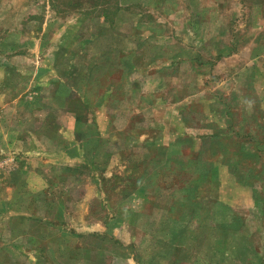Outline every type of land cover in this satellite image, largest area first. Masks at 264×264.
I'll list each match as a JSON object with an SVG mask.
<instances>
[{
	"label": "crops",
	"instance_id": "0c3cea01",
	"mask_svg": "<svg viewBox=\"0 0 264 264\" xmlns=\"http://www.w3.org/2000/svg\"><path fill=\"white\" fill-rule=\"evenodd\" d=\"M144 1L150 7L121 0L112 28L82 14L63 68L46 64L45 29L14 56L18 78L0 64V148L15 161L7 189L33 193L16 211L32 209L22 220L28 264H264V122L243 128L194 119L199 109L185 87L200 77V61L174 41L179 34L163 27L148 34L149 23L221 4L187 0L177 11L180 0H162L160 8ZM42 3L52 8L51 0ZM44 20L52 29L55 20ZM84 53L87 68L72 62ZM247 65L246 80L254 81L252 71L256 82L264 78L261 65ZM209 98L216 115L217 99ZM224 113L231 114L227 104ZM168 189L171 200H161ZM151 202L165 212L159 220L149 215ZM147 225L148 235H139Z\"/></svg>",
	"mask_w": 264,
	"mask_h": 264
},
{
	"label": "rangeland",
	"instance_id": "374dc122",
	"mask_svg": "<svg viewBox=\"0 0 264 264\" xmlns=\"http://www.w3.org/2000/svg\"><path fill=\"white\" fill-rule=\"evenodd\" d=\"M43 1L0 0V42L2 44L0 64H7L6 70H8V74L11 72V79L15 76L18 78L15 65L11 68L14 56L20 50L22 52L28 50V44L38 43L35 38L40 37L37 34H41L43 29H45L44 34H46L42 36L46 64L63 68L66 65L67 42L70 43L68 40L76 33L80 25V16L82 14L90 15L94 23L112 28L121 0H51L52 8H45ZM161 1L151 0V3L160 8ZM259 1L218 0L221 6H213L211 9L202 8L200 15L195 12V15L192 16L191 8H188V11L187 9L183 11L185 9L184 4H188L187 0H180L177 11H183L185 14L183 20L171 19L170 22L158 21L148 24V34L160 33L162 27L170 34H179L174 36V41L183 44L184 49L188 48L187 51L183 49V52L189 56L188 58H194L197 62L200 61V77L194 84L192 83L191 88H188V81H186L185 87L186 95L194 94L195 96V99H191L189 102H192L199 109L195 111L194 119L200 118V121L204 123L216 121L217 124H223L229 120L237 127L243 128L245 126L254 127L256 124L264 122V118L261 119L260 117L261 112L257 110L260 107V100L258 101L260 95L258 94L261 93L259 90L264 91V78H258L260 81L256 82L257 73L252 71L254 81L251 83L241 73L245 66L248 67L247 64L256 62L261 65L260 68L264 75V0ZM142 2L150 7L148 1L142 0ZM214 9L215 12L212 13ZM22 14L25 17L23 30L20 28ZM67 17L71 18L68 19ZM46 18L55 20L52 22V29H49L48 24L44 23ZM64 27H66L65 30ZM208 44H211L209 50ZM228 46L232 50L235 49L234 54L227 58L217 59L219 54L229 50ZM191 47L195 48L192 56H190L189 50ZM75 61L78 64H84L87 68L91 57L84 53L72 62L75 63ZM179 70L180 72L183 71V76L186 74V80L191 79L192 72H187L189 67H179ZM44 73L49 72L46 70ZM180 75L182 76V74ZM52 86L56 87L54 84ZM212 96L216 97L213 99H217V107L214 108V111L217 112L216 115L208 113L209 97ZM226 104L229 112H231L230 115L224 113ZM77 106L82 107L81 105ZM262 135L264 136V134ZM260 138L261 135L257 137V139ZM253 140L256 139L249 136L245 142L249 144L250 150L257 148L252 147ZM7 159L10 161L6 162ZM14 162V159L11 160L6 157L0 148V264H28L24 251L29 248L26 238L22 236L26 223L22 220L28 218L27 216L32 213V209L29 207V210L24 211V208H21L20 213L16 211L19 206L26 205L32 200L33 193L30 191V187H24L21 190L7 189L12 182L16 181L13 178L15 173ZM220 182H227L226 187L230 185L234 189L238 187L234 181L225 180V178H221ZM226 191L231 196V194L236 195L237 190ZM171 197L172 191L168 189L163 192L161 200L167 199L169 201ZM246 200L245 203L248 202V198ZM159 207L160 205L152 202L149 206V215L155 220H159L165 214ZM145 214L148 215V208ZM17 219L22 222L19 224L16 222ZM157 227L158 225L154 223L150 226L149 233L156 230ZM145 229L146 231H142L139 235H148V225ZM179 264L191 263L182 261Z\"/></svg>",
	"mask_w": 264,
	"mask_h": 264
}]
</instances>
